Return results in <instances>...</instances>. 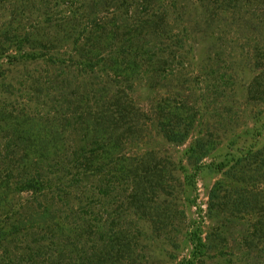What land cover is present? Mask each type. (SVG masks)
Wrapping results in <instances>:
<instances>
[{
  "label": "trees",
  "instance_id": "16d2710c",
  "mask_svg": "<svg viewBox=\"0 0 264 264\" xmlns=\"http://www.w3.org/2000/svg\"><path fill=\"white\" fill-rule=\"evenodd\" d=\"M198 1L218 7L228 2ZM176 6L177 0H0V264H37L40 256L43 264H130L134 251L126 233L98 229L92 239L93 226L79 212L80 196L89 190L87 198H94L95 182L104 176L130 184L127 202L159 230L145 205L148 185L163 182L158 160L153 153L131 157L124 147L141 138L149 120L129 96L135 79L145 74L148 83L157 81L160 56L185 49L188 31L174 25ZM28 64L60 69L61 78L83 73L96 81L95 88L84 84L76 102L64 100L65 110L61 100L57 109L39 112L29 104L43 99L54 104L55 96L63 98L65 80L47 86L25 72ZM18 66L23 70L14 79ZM260 84L264 71L252 90ZM154 110L157 130L167 142L182 145L189 139L196 125L194 107L171 98ZM234 142L205 165L226 181L212 186L208 217L253 216L243 243L253 253L247 258L264 264V146L247 150ZM215 149L214 140L201 133L186 154L197 163ZM22 194L29 200L19 202ZM201 235L200 226L188 234L193 249L187 264L202 262L216 240ZM86 239L93 241L89 254ZM24 242L27 246L16 253Z\"/></svg>",
  "mask_w": 264,
  "mask_h": 264
},
{
  "label": "rangeland",
  "instance_id": "374dc122",
  "mask_svg": "<svg viewBox=\"0 0 264 264\" xmlns=\"http://www.w3.org/2000/svg\"><path fill=\"white\" fill-rule=\"evenodd\" d=\"M227 1L218 7L215 3L203 6L198 0H177L174 25L188 31L183 35L185 49L160 56V78L148 83L147 76L140 74L129 92L135 106L149 120L144 123L141 138L127 141L124 150L131 157L153 153L158 160L163 182L148 185L145 205L156 216L159 230L154 231L153 224L137 216L132 203L127 202L130 184L120 185L104 176L99 183L95 182L94 198H87L89 190L83 199L80 196L79 212L93 226L90 237L96 239L98 229L103 234L122 230L133 244L130 264H187L193 249L187 237L198 226L202 237L216 240L209 243L203 261L197 264H255L247 258L246 254L253 253L243 243L245 232L255 222L254 217L230 219L219 213L209 218L207 212L212 186L226 181L221 173L209 172L205 165L212 163V157L222 156L226 152L224 145L231 140L235 141L234 147L247 150L255 144L259 145L257 148L264 146V84L252 90L254 79L264 71V0ZM26 66L29 67L25 72L36 78L40 76L41 83L47 86H59L60 80H65L63 98L55 96V105L46 103L45 99L40 105L35 103L37 106L29 104L39 112L57 109L54 106L61 100L65 110V99L72 104L84 84L96 83L80 72L61 78L60 69ZM21 70L22 66L13 69L12 78H18ZM171 98L178 105L188 103L196 110V125L182 145L167 142L156 127L154 108L161 100ZM201 133L213 139L217 149L196 163L188 159L186 151ZM147 166H150L149 160ZM26 200H29L28 194L19 196V202ZM92 239L84 243L88 254ZM26 246V242L20 244L15 252ZM36 262L43 264L42 256Z\"/></svg>",
  "mask_w": 264,
  "mask_h": 264
}]
</instances>
